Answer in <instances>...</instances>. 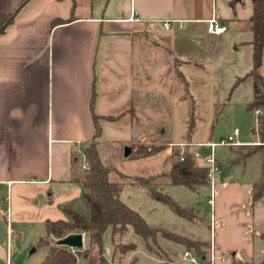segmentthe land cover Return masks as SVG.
Returning <instances> with one entry per match:
<instances>
[{
	"label": "crops",
	"instance_id": "0c3cea01",
	"mask_svg": "<svg viewBox=\"0 0 264 264\" xmlns=\"http://www.w3.org/2000/svg\"><path fill=\"white\" fill-rule=\"evenodd\" d=\"M23 1L0 0V14L18 10L0 36V264L8 259L9 235L13 264L15 239L22 241L27 228H36L35 236L46 233L47 222L69 221L67 211L83 206L79 153L88 156L93 146L104 163L109 146L129 147L132 156L145 141L158 144L161 137L146 133L163 119L152 106L161 98L186 101L195 79L191 74L197 71L196 78L204 79L202 63L218 57L220 64L230 61L238 69L235 89L251 84L254 99L250 0H29L18 9ZM211 19L225 28L223 34L209 33ZM166 21L174 22L175 31L164 29ZM211 38L223 44L221 51ZM224 43L235 47L231 55ZM260 74L264 80V53ZM169 119L165 146L191 145L193 150L197 144L219 143L212 138L177 142L172 114ZM255 130V140L242 139L239 131L241 145L228 146L230 154L218 157L215 243L226 264H264V194L253 200L264 148L250 153L264 145L259 122ZM172 153L165 148L164 160ZM205 228L200 238L209 244L210 229ZM105 234L113 256L112 228ZM126 237L138 240L133 231ZM91 246L84 234V250ZM133 252L150 260L138 256L137 264H168L143 249Z\"/></svg>",
	"mask_w": 264,
	"mask_h": 264
},
{
	"label": "rangeland",
	"instance_id": "374dc122",
	"mask_svg": "<svg viewBox=\"0 0 264 264\" xmlns=\"http://www.w3.org/2000/svg\"><path fill=\"white\" fill-rule=\"evenodd\" d=\"M215 48L220 51L223 49V44L219 43L218 38H211ZM217 43H216V42ZM222 41V40H221ZM227 54L231 55L232 50L235 47H231L228 43H224ZM229 45V47H227ZM217 57V56H216ZM219 59V61H218ZM215 62L202 63L204 66L205 74L204 79L201 81L196 78L195 71L192 75L195 76L193 79V89L189 93L186 101H181L179 97L172 101L171 99L161 98L156 101V104L152 106L157 114H162L163 119L161 121L154 122L155 126L146 129L148 136L161 137L157 141L158 144L150 145L145 141L135 147V151L132 156L124 157L125 151L117 149L116 147H107L103 152L102 165L109 169L110 179L116 182L124 183V188L121 194V200L125 202L130 208L140 213L145 221L151 226H168L165 227L168 230L178 231L181 234H190L195 237L206 236V222L199 221L201 218H205L207 223L210 220V214L208 206V198L210 196V188L207 185L200 186L199 192H194L184 186H170L166 188L165 184L164 193L171 196L174 200L179 202L182 206L191 207L192 205L197 209H202L201 212H196L198 222L191 223L178 215L174 214L172 210L166 205L152 199L147 188L144 186H132L128 183V177H143L150 178L158 176L160 172L168 173L173 166V158L177 153L180 155H187L192 151L191 146L181 148L180 145H174L173 143L165 146L168 141L169 130L165 126L170 121L169 116L172 114V126L174 127V133L176 141H188L191 142H209L214 140L220 142L222 139H226L232 135L236 129L241 133V138L255 140L253 130L257 128L258 120L254 115V111H249L248 107L253 102L251 99V84H243L239 89H235L237 78H236V66L232 63L220 64V57ZM211 60V59H210ZM250 81V80H248ZM250 95V97H249ZM162 126V127H161ZM159 133L156 135L155 133ZM212 138V139H211ZM161 148L173 149V153L169 159L164 160L163 151L159 153L141 159L145 153L156 152ZM93 149V146L92 148ZM240 153H247V150L240 149ZM226 153L230 154L228 146H218L217 154L218 157L224 158ZM88 159V158H87ZM181 160V159H180ZM167 163V165L165 164ZM200 167H204L200 161H197ZM90 164V163H89ZM87 175V174H86ZM85 175V176H86ZM77 176L78 172H77ZM81 178L84 176H80ZM166 188V189H165ZM83 206L77 211L85 219H90L91 210L86 200L83 198ZM191 205V206H189ZM195 208H193L195 210ZM208 215H207V214ZM172 227L174 229H172ZM36 228H34L35 230ZM26 229V234L21 239L17 238L14 242V260L13 264H42L44 256L47 254V248L41 247L38 244V238L46 235L44 230L35 236V231ZM165 231H162L163 235ZM88 236V233H85ZM162 235H159L162 237ZM127 235L120 238L116 243L119 244H130L136 243L138 249H143V243L138 240H127ZM110 236H104L103 252L100 254L99 248L95 245L89 247L91 249V257L95 262L100 263L102 258L105 259L104 264H134L140 260H147L150 262L148 257L142 254H134L130 251L127 254L121 253L118 249L114 248V255L110 253L112 243L109 241ZM163 248L170 250V254L174 253L172 250L171 243L167 241L162 242ZM106 248V250H105ZM180 254L184 253V249L180 246H175ZM35 250V251H34ZM84 250V249H83ZM34 251V252H33ZM33 252V253H32ZM145 252V251H144ZM139 256V258H138ZM173 263L184 262L182 256L179 254L170 256ZM176 261V262H174ZM103 262V261H102ZM142 262V261H141ZM185 263V262H184ZM77 264H86L84 258H78ZM146 264V262L144 263Z\"/></svg>",
	"mask_w": 264,
	"mask_h": 264
},
{
	"label": "trees",
	"instance_id": "16d2710c",
	"mask_svg": "<svg viewBox=\"0 0 264 264\" xmlns=\"http://www.w3.org/2000/svg\"><path fill=\"white\" fill-rule=\"evenodd\" d=\"M245 0H234V3H242ZM253 4V16L251 18V33L253 46V69L250 77L254 83V99L249 105V111L260 109L263 115L259 119L258 135L264 144V80L260 74V68L264 53V0H250ZM29 0H24L18 7L22 8ZM17 11V10H16ZM15 12L8 15L0 14V36L7 30L15 19ZM256 132V130H253ZM264 145L251 150V154L258 149H263ZM164 148L156 152L145 153L141 158L153 156ZM88 162L90 163V171L86 176L79 179L85 189L84 198L88 202L91 217L85 219L79 213L68 210L69 221H56L46 223V236L39 239L38 244L47 248L48 253L42 264H77L78 258L82 257L86 264H104L105 259L102 258L100 263L95 262L91 257V249L74 250L67 246L57 244V241L66 237L71 233H88L91 244L99 248L100 254L104 249L103 236L106 230L111 227L113 230V241L115 250L118 249L123 254L130 251L138 250L136 243L119 244L116 243L123 238L129 231H133L134 235L143 243L144 251L154 258L166 261L168 264H189L177 262L173 263L170 256L176 254L182 256L179 252L170 254V250L164 249L162 242L167 241L171 245L180 246L185 251L193 252L198 258L204 260L207 255L208 241L206 239L195 237L188 234H181L178 231L168 230L164 226H151L143 216L137 211L125 204L120 194L123 190L124 183L116 182L110 179V171L102 165L97 151L88 150ZM183 158V160H180ZM262 179L256 182L253 187V200H258L264 194V163H263ZM128 183L134 186H144L147 188L149 196L169 207L176 215L184 220L195 223L198 222L193 207H185L174 200L171 196L164 193L166 186H184L192 191H197L200 186L207 185V168L200 167L197 160L191 153L180 155L179 153L173 158V166L170 172L161 173L158 176L150 178L128 177ZM202 222L207 221L201 218ZM165 231L162 235L161 232ZM159 235H162L160 237ZM103 261V262H102Z\"/></svg>",
	"mask_w": 264,
	"mask_h": 264
},
{
	"label": "built area",
	"instance_id": "2783aa9c",
	"mask_svg": "<svg viewBox=\"0 0 264 264\" xmlns=\"http://www.w3.org/2000/svg\"><path fill=\"white\" fill-rule=\"evenodd\" d=\"M163 27L166 31H175L174 22L166 21L163 23ZM178 28L181 29V25H178ZM208 31L214 35H221L225 32V28L221 27L217 19H211L208 22ZM263 112L258 109L255 111V117L257 120L261 118ZM239 130L236 129L234 133L228 136L226 139L220 141L219 143H207V144H197L194 145V149L191 152L193 157L202 163L204 167L207 168V181L210 188V196L208 198V205L212 209V214L210 215L209 220V229H210V242L207 247V255L204 260L198 258L191 251H184L182 255V260L189 264H226L227 257L218 252V248L215 243V233L217 229V222L213 215V209L215 206V198L217 195L218 189V178L222 173L221 165L218 161L217 156V147L218 146H240L241 143L238 141ZM181 148H185L191 145H180ZM192 147V146H191ZM183 160V158H181ZM78 175L85 176L90 171V164L85 153H79L77 156ZM12 237H8V259L6 264H12Z\"/></svg>",
	"mask_w": 264,
	"mask_h": 264
},
{
	"label": "water",
	"instance_id": "95a60500",
	"mask_svg": "<svg viewBox=\"0 0 264 264\" xmlns=\"http://www.w3.org/2000/svg\"><path fill=\"white\" fill-rule=\"evenodd\" d=\"M130 153H131V150L129 147H127L125 149V156L128 157ZM57 244L61 246L70 247L71 249H74V250H83L84 249V234L83 233H71L67 235L66 237L58 240Z\"/></svg>",
	"mask_w": 264,
	"mask_h": 264
}]
</instances>
